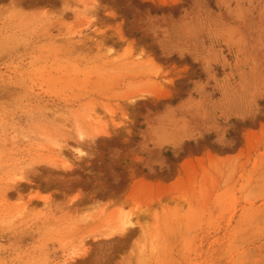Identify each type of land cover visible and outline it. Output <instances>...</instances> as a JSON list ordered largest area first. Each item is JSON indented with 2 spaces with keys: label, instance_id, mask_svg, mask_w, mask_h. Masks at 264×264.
Listing matches in <instances>:
<instances>
[{
  "label": "rangeland",
  "instance_id": "1",
  "mask_svg": "<svg viewBox=\"0 0 264 264\" xmlns=\"http://www.w3.org/2000/svg\"><path fill=\"white\" fill-rule=\"evenodd\" d=\"M0 264H264V0H0Z\"/></svg>",
  "mask_w": 264,
  "mask_h": 264
},
{
  "label": "bare ground",
  "instance_id": "2",
  "mask_svg": "<svg viewBox=\"0 0 264 264\" xmlns=\"http://www.w3.org/2000/svg\"><path fill=\"white\" fill-rule=\"evenodd\" d=\"M132 223L131 222H122V224H121V229L122 230H127V229H129V228H131L132 227Z\"/></svg>",
  "mask_w": 264,
  "mask_h": 264
}]
</instances>
